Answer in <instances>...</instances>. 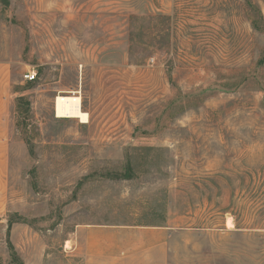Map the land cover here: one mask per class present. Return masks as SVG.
I'll return each instance as SVG.
<instances>
[{"label": "rangeland", "instance_id": "1", "mask_svg": "<svg viewBox=\"0 0 264 264\" xmlns=\"http://www.w3.org/2000/svg\"><path fill=\"white\" fill-rule=\"evenodd\" d=\"M0 264H264V0H0Z\"/></svg>", "mask_w": 264, "mask_h": 264}, {"label": "bare ground", "instance_id": "2", "mask_svg": "<svg viewBox=\"0 0 264 264\" xmlns=\"http://www.w3.org/2000/svg\"><path fill=\"white\" fill-rule=\"evenodd\" d=\"M53 108L56 117L78 119L81 123L89 122V114L83 110L81 97L76 92L57 95Z\"/></svg>", "mask_w": 264, "mask_h": 264}, {"label": "built area", "instance_id": "3", "mask_svg": "<svg viewBox=\"0 0 264 264\" xmlns=\"http://www.w3.org/2000/svg\"><path fill=\"white\" fill-rule=\"evenodd\" d=\"M35 75H36V73H35L34 71H32V72H28V74L26 75V78H27L28 80H32V79L35 78Z\"/></svg>", "mask_w": 264, "mask_h": 264}]
</instances>
